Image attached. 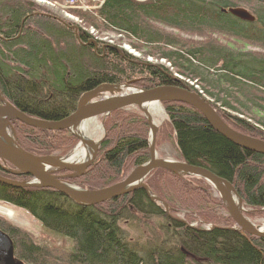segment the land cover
Masks as SVG:
<instances>
[{
  "label": "trees",
  "instance_id": "16d2710c",
  "mask_svg": "<svg viewBox=\"0 0 264 264\" xmlns=\"http://www.w3.org/2000/svg\"><path fill=\"white\" fill-rule=\"evenodd\" d=\"M237 3L249 6L255 20L224 10ZM75 12L96 28L154 45L159 58L209 88L205 90L220 102L219 107L213 106L225 122L264 139L260 129L264 127V53L211 41L184 46L154 25L218 32L264 47V0H104L98 9ZM88 37L79 28L77 38L72 28L31 0H0V91L25 113L55 120L74 111L83 91L100 84L133 81L134 86L146 88L179 82L163 64L140 60L110 45L95 50L91 43L83 44ZM162 103L181 159L231 181L246 207L263 208L264 154L232 143L193 107ZM248 116L260 127L250 123ZM105 123L103 154L83 174L90 188L121 179L129 165L148 158L147 125L141 114L118 109ZM15 132L20 146L34 154L53 152L58 148L55 143L66 137L61 140L58 132L24 124ZM0 200L25 209L62 241L50 249L57 254H48L28 232L0 218V229L13 240L15 254L29 264H189L191 258L206 264H264V237L229 229L233 226L229 222L211 229L191 227L171 217L142 188L85 206L51 188L15 187L0 181ZM152 217L163 220L155 243H132L120 226L122 220Z\"/></svg>",
  "mask_w": 264,
  "mask_h": 264
},
{
  "label": "water",
  "instance_id": "95a60500",
  "mask_svg": "<svg viewBox=\"0 0 264 264\" xmlns=\"http://www.w3.org/2000/svg\"><path fill=\"white\" fill-rule=\"evenodd\" d=\"M224 10L246 21L255 20L254 15L244 7H228ZM57 19L72 28L78 38L77 25L67 24L63 19ZM90 43L94 48L97 47V41L92 38L83 42V44ZM106 92L109 95L105 94ZM163 101L180 102L193 107L201 113L212 129L232 143L246 150L264 154V139L248 135L231 127L224 121L205 96L181 81L177 84H157L146 88L134 86L133 81L120 84H100L82 92L77 99L74 111L55 120L43 119L25 113L8 101L0 91V160L12 166L3 167V169L11 174H23L30 177V179L26 180H15L0 174V181L15 187L51 188L69 197L77 204L85 206L96 205L128 194L137 188H142L151 200L161 202L167 211L166 204L161 199L151 195L147 185L143 181L144 177L153 169L163 168L176 174L195 175L207 180L220 194L226 210L233 221V226L229 227V229L241 231L255 237H264V226H256L245 216V204L231 181L217 175L202 165L191 164L183 159L170 160L158 157L155 149L157 126L152 123V118L149 116L146 107L149 104L161 103ZM129 107H138L149 122L151 129L150 140L148 141L149 158L146 162L137 165L121 181L100 189L81 188L69 183L66 179L77 177L84 172L85 168L94 159L101 139L94 142L90 153L82 163L75 166L71 162L70 166V164H65L61 161L63 157L36 155L23 149L16 142L14 129L10 122L11 120H15L40 130H70L84 145H90V142L85 137L74 131L75 128L85 126L90 120L96 119L99 116L104 118L115 110ZM9 127L13 130V138L7 133ZM52 165H55L57 168L50 169ZM61 169L68 170L70 173L61 175L55 173V171ZM0 264H27L15 255L13 240L2 229H0Z\"/></svg>",
  "mask_w": 264,
  "mask_h": 264
},
{
  "label": "rangeland",
  "instance_id": "374dc122",
  "mask_svg": "<svg viewBox=\"0 0 264 264\" xmlns=\"http://www.w3.org/2000/svg\"><path fill=\"white\" fill-rule=\"evenodd\" d=\"M31 1L36 3L39 9L43 10L45 14L54 15L57 18L63 19L65 22H70V24L72 23V24L77 25V27L87 32L90 35L88 39L92 38L95 41H97V47L94 48L95 50L98 49V47H100L104 51V49H106L108 45H110L116 48L118 51H121V52L125 51L127 53H130L131 55H133L134 57L140 60L147 61L150 63H155V64H163L164 66L169 67L170 71L174 73V76L177 79H179V81L189 86L192 85L193 87L197 88L199 93L205 96L212 105L214 103L216 104V106L219 107L220 102H217L214 99V97L208 94L206 90H209V88L205 84L203 86L204 88L203 89L201 84L198 81L194 79L191 80L189 78H186V76L180 74L176 68L171 67L168 61H166L165 59L159 58L158 53H157L159 51L154 50L155 49L154 45L149 46V45L141 44L140 42L136 41L135 39H132L129 36L127 37V35L121 32L119 33L117 31H113L112 29H106L102 26L96 28L95 26H93V24L91 25L90 23H88L85 19L81 18L75 12L79 10L88 11V10L98 9L103 3V0H99L96 2L94 1L88 2L89 0H76L75 3H70L69 1H66V0H50V1H57L58 4L60 3L59 5L56 4V6L44 3L43 1L41 2H38L37 0H31ZM70 4H71V9L66 8V5L69 6ZM237 4L239 5V7H244L251 14H253L250 11V7L247 6L246 4L244 3H237ZM79 6H81V8ZM88 6L92 8L89 9ZM62 7L64 8L62 9ZM93 7L95 8L93 9ZM229 7H238V6H229ZM63 10H66V11H63ZM154 25L157 29L171 33L172 36L176 40H178L179 44L184 45V46H192V45H196L198 43H202L205 41L206 42L211 41L216 44H222V45L231 44L236 48H241L244 50L252 51L254 53H264V47H262L259 44L248 42V41H237V39L235 40L233 37H230V36L218 33V32H208V31L186 32V31H182V30H179L173 27L166 26L159 22L154 23ZM115 84H120V83H115ZM137 86L144 88L140 85H137ZM105 94L109 95L108 92H106ZM159 106L161 107V111H159L158 113H152L153 119L156 122L155 125L157 126L156 133H155V149H156L157 155L158 157L165 158V159L180 160L181 157L178 153L177 146L174 140L175 139L174 132L170 126L169 120L165 113L163 103L162 102L159 103ZM235 106L237 105L235 104ZM126 110H129V112L131 113L132 111L138 112L145 119L146 125H147L145 129H146V134H147L146 138H147V145H148V141L150 140L151 129H150L149 122L147 118L145 117L144 113L138 107H129V108H126ZM225 111H228L231 114L233 113L239 114L242 117L246 116V115L244 116L242 113L241 114L238 113L237 111L233 109H226ZM110 115L104 118L99 116L95 119L97 123L100 125V127L102 128L101 129L102 135H101L100 129L95 130V134H93L94 127L90 124V122H88L89 124L88 130H90L88 133H90V135L88 136L82 135V136L85 137V139H87L90 142L89 144L94 143L98 141L99 139H101V142L99 146L97 147L96 155L94 159L92 160V162L90 163V165H88L85 168L84 172L81 175L66 179V181H68L69 183L79 186L81 188L91 189V190L107 187V186L114 184L115 182H118L121 179H124L127 175H129V173L137 165L142 164L148 160L149 148H148V158L144 162L139 163L137 165H132V166L129 165L128 170L125 171L121 179L115 182H109L103 185H100L99 183L97 184L96 187H93V188L87 187L88 185L84 184L83 174L92 164H95L96 162H98L103 154L102 144L107 135L106 127L108 125L105 123V121H106V118L109 117ZM247 120L250 123H253L260 127V124L258 123L256 124L254 120L249 119V116ZM19 124H22V123L19 122ZM126 129L127 127L125 128V130ZM260 129L264 130V127H260ZM46 131H50V130H46ZM63 132L64 133L58 132L57 138L61 139L62 137H64V135L67 138L66 137L63 138L65 139L64 142L61 139L62 141L55 143V146L58 147L57 149L54 148L55 150H53V152H50V153H36V155H53V156H59V157H66L70 153L73 152V150L75 149L77 145L83 144L77 136L71 133L70 130H65ZM7 133L8 135H10L11 138H13V133L11 132L10 127L7 129ZM14 137L16 138V133ZM55 168H57L55 165H52L50 167V169H55ZM156 169L157 171H154ZM152 171L144 177L143 181L147 185L150 194L161 199V201L166 204L167 211L161 202L155 201L157 204L162 206L165 212L168 213L171 217L181 220L182 222H185L191 227L202 228V229H208L212 225H223V224H227L228 222L229 224L233 223L231 217L228 214V211L226 210L225 204L222 201V198L220 197V194L204 178L198 177L195 175H187V174H179V173L176 174L174 172L165 170L163 168H155ZM55 173L61 175L62 173L66 174L70 172L68 170L61 169L59 171L58 170L55 171ZM197 178H201L202 180L199 181L197 180ZM10 179L26 180L24 178H12V176L10 177ZM162 196H164L165 198L163 199ZM188 199H191V200L188 201ZM170 204H172V207H173L172 209L170 207ZM0 205L12 210L11 215L3 214L2 212H0V218L28 232L31 235V239L35 243H37L38 245H41L42 247H45L46 252L48 254H57L58 251L56 250L51 251L50 249L53 247H57L56 245L61 244L62 241L59 239V237H56L50 234L49 232H47L43 228L40 221L37 220L35 217H33L25 209L17 207L15 205H12L2 200H0ZM244 208L246 210L245 216L253 224H255L256 226H264V207L263 208H249L244 205ZM162 221L163 220H161V218H158V217L156 218L152 217L148 219L139 218V219H134L133 221L122 220L120 222V226L125 231L126 237L132 243L136 242L138 244V243L147 242L151 244V243H155L158 240V236L156 234L158 231L157 227L161 225L160 223H163ZM189 264H206V263L201 258H191V261Z\"/></svg>",
  "mask_w": 264,
  "mask_h": 264
},
{
  "label": "bare ground",
  "instance_id": "6f19581e",
  "mask_svg": "<svg viewBox=\"0 0 264 264\" xmlns=\"http://www.w3.org/2000/svg\"><path fill=\"white\" fill-rule=\"evenodd\" d=\"M79 7L81 8V6H79ZM70 8H71V6H70ZM66 23L69 24L70 22H66ZM159 111H161V107L159 106V103H152V104L147 105V112H148L149 116L152 118V123L154 125L156 124V122L153 119V114L152 113H158ZM89 122L94 127L93 134H95V130H97V129L99 130L100 129V132H101V135H102V130H101L102 128L97 123V121L95 119H92ZM88 125L89 124L87 123V125H85V126H82L80 128H75L74 131L76 133H79L80 135L88 136V135H90V133H88L90 131V130H88V127H89ZM12 133H13V130H12ZM15 133L16 132L14 130V135H15ZM15 139H16V142L18 143L17 138H15ZM93 145H94V143H92L90 145H88V144L87 145L86 144L85 145L84 144H79V145H77L75 147V149L73 150V152L70 153L67 157L61 158V161L63 163H65V164H70V166H71L72 163L75 166L76 165H79L80 163L83 162L84 159H86V157L90 153ZM121 180H119V181H121ZM0 212H2L3 214H7V215H11L12 214V210L11 209L6 208V207L1 206V205H0ZM211 228H213V226H211L210 229Z\"/></svg>",
  "mask_w": 264,
  "mask_h": 264
},
{
  "label": "flooded vegetation",
  "instance_id": "af4514ba",
  "mask_svg": "<svg viewBox=\"0 0 264 264\" xmlns=\"http://www.w3.org/2000/svg\"><path fill=\"white\" fill-rule=\"evenodd\" d=\"M5 97V96H4ZM11 125L13 126L14 130L17 126H19V122L18 121H15V120H11ZM63 132L65 130H60V131H56L55 132ZM11 132H12V129H11ZM17 136V135H16ZM17 138V137H16ZM19 144V143H18ZM20 145V144H19ZM23 148V147H22ZM24 149V148H23ZM26 150V149H25ZM28 151V150H27ZM3 167H12L9 163L3 161V160H0V174L5 176V177H8L10 178L12 176V178H24V179H30L29 176L27 175H23V174H18V175H15V174H11L9 172H7L6 170L3 169ZM60 173V172H59ZM63 174V173H62ZM60 175V174H58Z\"/></svg>",
  "mask_w": 264,
  "mask_h": 264
},
{
  "label": "built area",
  "instance_id": "2783aa9c",
  "mask_svg": "<svg viewBox=\"0 0 264 264\" xmlns=\"http://www.w3.org/2000/svg\"><path fill=\"white\" fill-rule=\"evenodd\" d=\"M38 2H41V1H43L44 3H47V4H51V5H53V6H56V4H58L57 3V1H50V0H37ZM66 1H69L70 3H75L76 2V0H66ZM96 2V1H99V0H92V2ZM104 1V0H103ZM60 4V3H59ZM58 4V5H59ZM65 6V5H64ZM70 6L71 5H69V6H67L66 5V8H70ZM64 7H62V9H63ZM88 8L90 9V8H92V7H89L88 6ZM95 7H93V9H94ZM71 9V8H70ZM85 9V8H84ZM87 9V8H86ZM63 11H66V10H63ZM70 12V11H69ZM69 15H71V14H69ZM77 18H78V16H77Z\"/></svg>",
  "mask_w": 264,
  "mask_h": 264
}]
</instances>
